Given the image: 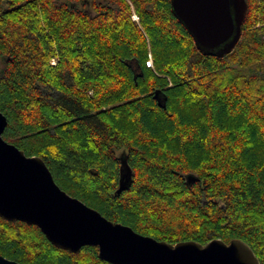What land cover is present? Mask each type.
Returning a JSON list of instances; mask_svg holds the SVG:
<instances>
[{
    "label": "trees",
    "instance_id": "obj_1",
    "mask_svg": "<svg viewBox=\"0 0 264 264\" xmlns=\"http://www.w3.org/2000/svg\"><path fill=\"white\" fill-rule=\"evenodd\" d=\"M243 2L218 55L171 0H0L2 137L111 221L172 244L240 239L264 264V0ZM0 254L111 264L1 217Z\"/></svg>",
    "mask_w": 264,
    "mask_h": 264
},
{
    "label": "water",
    "instance_id": "obj_2",
    "mask_svg": "<svg viewBox=\"0 0 264 264\" xmlns=\"http://www.w3.org/2000/svg\"><path fill=\"white\" fill-rule=\"evenodd\" d=\"M171 7L206 52L225 54L240 38L246 13L243 0H171ZM6 125L0 111L1 218L35 225L54 246L70 252L95 245L98 256L111 264H260L252 248L240 239L172 244L107 219L61 189L40 157L27 156L7 142L2 137ZM185 178L188 184L198 179L192 173ZM129 179L130 175L121 181L117 192ZM0 264L21 263L0 254Z\"/></svg>",
    "mask_w": 264,
    "mask_h": 264
},
{
    "label": "built area",
    "instance_id": "obj_3",
    "mask_svg": "<svg viewBox=\"0 0 264 264\" xmlns=\"http://www.w3.org/2000/svg\"><path fill=\"white\" fill-rule=\"evenodd\" d=\"M133 17L136 18V15H133ZM147 65H152V60H151V59H149V60L147 61Z\"/></svg>",
    "mask_w": 264,
    "mask_h": 264
},
{
    "label": "rangeland",
    "instance_id": "obj_4",
    "mask_svg": "<svg viewBox=\"0 0 264 264\" xmlns=\"http://www.w3.org/2000/svg\"><path fill=\"white\" fill-rule=\"evenodd\" d=\"M133 15H135V14H133ZM133 18H134V17H133ZM136 18H137V16H136ZM136 18H135V19H136ZM121 153H122V152L119 151L117 154H118L119 156H121Z\"/></svg>",
    "mask_w": 264,
    "mask_h": 264
}]
</instances>
